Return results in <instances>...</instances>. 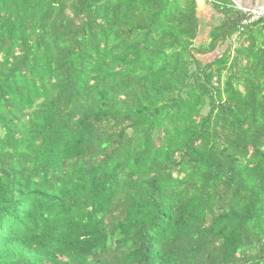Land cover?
I'll return each instance as SVG.
<instances>
[{"label": "trees", "instance_id": "16d2710c", "mask_svg": "<svg viewBox=\"0 0 264 264\" xmlns=\"http://www.w3.org/2000/svg\"><path fill=\"white\" fill-rule=\"evenodd\" d=\"M198 5L0 0V264H264V20Z\"/></svg>", "mask_w": 264, "mask_h": 264}, {"label": "crops", "instance_id": "0c3cea01", "mask_svg": "<svg viewBox=\"0 0 264 264\" xmlns=\"http://www.w3.org/2000/svg\"><path fill=\"white\" fill-rule=\"evenodd\" d=\"M198 6L197 14L201 23V32L198 40L202 41L208 39L211 28L218 23L221 16L212 8L211 4L207 3L206 0H199Z\"/></svg>", "mask_w": 264, "mask_h": 264}, {"label": "water", "instance_id": "95a60500", "mask_svg": "<svg viewBox=\"0 0 264 264\" xmlns=\"http://www.w3.org/2000/svg\"><path fill=\"white\" fill-rule=\"evenodd\" d=\"M239 10H247L244 17L256 8L264 7V0H231Z\"/></svg>", "mask_w": 264, "mask_h": 264}, {"label": "built area", "instance_id": "2783aa9c", "mask_svg": "<svg viewBox=\"0 0 264 264\" xmlns=\"http://www.w3.org/2000/svg\"><path fill=\"white\" fill-rule=\"evenodd\" d=\"M207 3L213 4L214 0H206ZM243 14L247 12V10H242ZM264 20V7H259L256 9L251 10L246 17H243L242 24H249L257 20Z\"/></svg>", "mask_w": 264, "mask_h": 264}]
</instances>
